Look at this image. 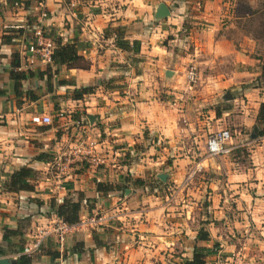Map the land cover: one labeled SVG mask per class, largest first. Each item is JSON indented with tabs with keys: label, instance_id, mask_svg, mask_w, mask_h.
Wrapping results in <instances>:
<instances>
[{
	"label": "crops",
	"instance_id": "0c3cea01",
	"mask_svg": "<svg viewBox=\"0 0 264 264\" xmlns=\"http://www.w3.org/2000/svg\"><path fill=\"white\" fill-rule=\"evenodd\" d=\"M236 1L0 0V259L186 264L199 248L204 264L233 253L242 264H264V135H255L264 48L240 33L246 14H237ZM159 4L169 13L162 19L154 17ZM41 12L45 33L74 44L89 65L36 59L15 94L9 69L14 56L23 67ZM189 64L197 70L190 87ZM83 87L92 92L70 98ZM32 116L51 124H33ZM219 128L232 134L226 155L193 152ZM88 142L103 164L81 155ZM21 167L34 172L30 190L7 192L8 176ZM64 199L79 200L80 209L62 248L49 236L37 253L20 255L58 219L50 203ZM93 217L100 219L94 226Z\"/></svg>",
	"mask_w": 264,
	"mask_h": 264
},
{
	"label": "built area",
	"instance_id": "2783aa9c",
	"mask_svg": "<svg viewBox=\"0 0 264 264\" xmlns=\"http://www.w3.org/2000/svg\"><path fill=\"white\" fill-rule=\"evenodd\" d=\"M17 6V3H14ZM45 13L41 12L39 19L32 29V35L30 40H28L23 49V67H18L17 71L28 70L36 61L39 59L42 63L48 65L51 63L50 55L53 49V41L50 36H48L42 26V21L45 18ZM184 81L187 86H192L197 81V70L193 64H189L184 72ZM63 112L59 111L56 114L57 118H61ZM30 122L33 124H43L50 125L51 118L49 116H32ZM231 140V134L226 128H219L214 131L207 133L204 140V150L208 158H218L224 156L229 151V142ZM79 153V151H78ZM88 164L97 166L103 164V161L93 155V143L88 142L86 144V150L81 153ZM69 159L62 158L57 161V170L59 174H64ZM99 218H91L88 220V224L93 226L97 224ZM70 226L56 219L52 222L49 227L44 230H38L36 235L23 245L20 255L30 256L39 251L41 242L46 237H52L54 244L57 248L61 249L64 243V237L69 232ZM242 257L238 253H233L225 256L223 260L218 257V264H242Z\"/></svg>",
	"mask_w": 264,
	"mask_h": 264
},
{
	"label": "trees",
	"instance_id": "16d2710c",
	"mask_svg": "<svg viewBox=\"0 0 264 264\" xmlns=\"http://www.w3.org/2000/svg\"><path fill=\"white\" fill-rule=\"evenodd\" d=\"M243 1V0H239ZM264 2V0H263ZM117 38V37H116ZM53 41V49L50 55L51 64L65 66L66 68H77V69H87L89 63L85 61L81 56L77 55V48L74 44H60L58 39L52 38ZM134 45V43H133ZM123 49H125V45H121ZM125 47V48H124ZM19 67V59L17 56H14L13 62L9 69V78L14 83V93L16 94L18 91V87L20 88V83L25 78V72L17 71ZM262 72L264 73V62L262 64ZM92 92L91 87H83L80 89H75L72 91L70 98L73 100L80 99L82 95L90 94ZM257 125L260 126L259 130L255 129L256 136L264 135V104L259 105L258 114L256 117ZM34 176V172L26 167H21L15 171H13L7 178L4 188L7 192H17V191H27L30 190V186H28L27 181ZM98 191H105V188L101 187L102 185L96 183ZM50 209L54 215L63 223L67 225H73L77 223L78 220V212L80 209L79 200L76 202H72L70 199H64L60 204H55L54 202L50 203ZM197 239L199 240H207V236L205 234H198ZM3 255V251L0 250V256ZM55 258L56 254H51ZM28 259L24 257H20L18 259V264H28ZM186 264H204L203 255L199 251V248L194 249L193 256L190 261Z\"/></svg>",
	"mask_w": 264,
	"mask_h": 264
},
{
	"label": "rangeland",
	"instance_id": "374dc122",
	"mask_svg": "<svg viewBox=\"0 0 264 264\" xmlns=\"http://www.w3.org/2000/svg\"><path fill=\"white\" fill-rule=\"evenodd\" d=\"M236 10L238 15H244L242 19L238 21V28L240 33L248 34L255 39L259 44V49L264 48V2L263 0H243L236 1ZM230 132V131H229ZM231 134V132H230ZM232 135V134H231ZM197 144V143H196ZM192 145L193 152L199 153L203 157L208 158L205 154L204 145L203 149L196 150L194 147L200 146L199 144ZM239 154L240 159H244V153ZM210 190H205L200 195V202L207 203Z\"/></svg>",
	"mask_w": 264,
	"mask_h": 264
},
{
	"label": "water",
	"instance_id": "95a60500",
	"mask_svg": "<svg viewBox=\"0 0 264 264\" xmlns=\"http://www.w3.org/2000/svg\"><path fill=\"white\" fill-rule=\"evenodd\" d=\"M168 10H167V8L165 7V5L164 4H159L158 5V7H157V9L155 10V15H154V17L156 18V19H162V18H165V17H167L168 16ZM227 96H229V95H227ZM158 178L160 179V180H164V175H160V176H158ZM14 261H11V263H13ZM0 264H10L9 262H8V260L7 259H0Z\"/></svg>",
	"mask_w": 264,
	"mask_h": 264
}]
</instances>
